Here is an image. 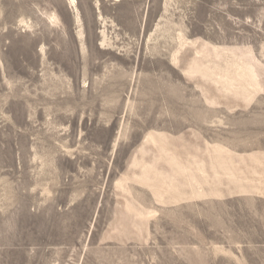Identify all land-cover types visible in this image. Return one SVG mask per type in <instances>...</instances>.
<instances>
[{"label": "rangeland", "instance_id": "374dc122", "mask_svg": "<svg viewBox=\"0 0 264 264\" xmlns=\"http://www.w3.org/2000/svg\"><path fill=\"white\" fill-rule=\"evenodd\" d=\"M0 264H264V0H0Z\"/></svg>", "mask_w": 264, "mask_h": 264}, {"label": "bare ground", "instance_id": "6f19581e", "mask_svg": "<svg viewBox=\"0 0 264 264\" xmlns=\"http://www.w3.org/2000/svg\"><path fill=\"white\" fill-rule=\"evenodd\" d=\"M71 2H74V0H70Z\"/></svg>", "mask_w": 264, "mask_h": 264}]
</instances>
